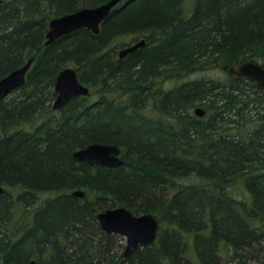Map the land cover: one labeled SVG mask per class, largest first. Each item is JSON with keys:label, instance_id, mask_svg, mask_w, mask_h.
<instances>
[{"label": "trees", "instance_id": "16d2710c", "mask_svg": "<svg viewBox=\"0 0 264 264\" xmlns=\"http://www.w3.org/2000/svg\"><path fill=\"white\" fill-rule=\"evenodd\" d=\"M106 1L0 0V78L32 59L0 98V264H264V90L228 72L264 67V0H130L44 44L52 18ZM125 36L146 44L119 58ZM66 66L89 94L53 110ZM92 142L123 164L75 161ZM116 206L159 222L128 259L95 220Z\"/></svg>", "mask_w": 264, "mask_h": 264}, {"label": "water", "instance_id": "95a60500", "mask_svg": "<svg viewBox=\"0 0 264 264\" xmlns=\"http://www.w3.org/2000/svg\"><path fill=\"white\" fill-rule=\"evenodd\" d=\"M128 2L130 0H107L97 6L81 8L52 18L45 33V45L53 43L59 37L78 28L84 27L97 34L101 22L107 18L113 7L118 3L123 5ZM144 44V39L132 43L122 48L118 56L122 58ZM31 62L32 59L29 58L23 65L0 78V98L24 83ZM228 72L236 77H243L264 90V67L259 62L243 61L230 66ZM54 92L55 98L52 107L58 109L72 97L88 95L89 88L80 82L77 71L73 67L66 66L58 72L55 78ZM193 113L201 117L205 114V108L197 106ZM73 157L76 161L89 165L117 167L123 164L119 148L103 143H91L79 148L73 152ZM3 190L4 188L0 185V194ZM72 193L75 197L86 198V193L82 189H77ZM95 217L102 231L125 237V244L121 253L124 259L134 256L140 247L152 245L156 240L159 223L151 213L134 214L124 206H116L96 212ZM25 264H36V261L32 259Z\"/></svg>", "mask_w": 264, "mask_h": 264}, {"label": "bare ground", "instance_id": "6f19581e", "mask_svg": "<svg viewBox=\"0 0 264 264\" xmlns=\"http://www.w3.org/2000/svg\"><path fill=\"white\" fill-rule=\"evenodd\" d=\"M123 1V0H122ZM125 4H123V5H120V3H118L115 7H113V9L111 10V12L113 11V10H115V9H120L121 7H123ZM110 12V13H111ZM108 17V16H107ZM104 21V20H103ZM47 31V30H46ZM46 33V32H45ZM45 36V35H44ZM141 39H144V38H139V39H137L136 41H130V42H128L126 45H124V46H122L121 48H119L118 49V51H117V55H118V53H119V51L122 49V48H124V47H126V46H128V45H130V44H132V43H135V42H137V41H139V40H141ZM145 40V39H144ZM45 41V40H44ZM45 44V43H44ZM145 44H146V41H145ZM144 44V45H145ZM143 45V46H144ZM142 47V46H141ZM139 48V47H138ZM130 53V52H129ZM128 54V53H127ZM119 57V56H118ZM124 57V56H123ZM122 57V58H123ZM120 58V57H119ZM62 107V106H61ZM60 107V108H61ZM60 108H58V109H54L53 107H52V109L53 110H59ZM92 143H102V142H92ZM91 144V143H90ZM103 144H108V145H115V146H117L116 144H114V143H103ZM89 145V144H88ZM87 146V145H86ZM85 147V146H84ZM118 147V146H117ZM81 148H83V147H81ZM77 149H79V148H77ZM76 149V150H77ZM74 152V151H73ZM72 157H73V153H72ZM73 159H74V157H73ZM75 160V159H74ZM76 161V160H75ZM79 162H81V161H79ZM89 165V164H88ZM100 166V165H99ZM77 189H80V188H75V189H72L71 191H70V195H72L73 197H75L74 195H73V191H75V190H77ZM81 190V189H80ZM78 198V197H77ZM79 199H85V198H79ZM108 208H111V207H108ZM105 209H107V208H105ZM105 209H103V210H105ZM100 211V210H99ZM98 212V211H97ZM96 215V214H95ZM95 220H96V222H97V225H98V227H99V222H98V220L96 219V217H95ZM159 223V222H158ZM99 229H100V227H99ZM101 230V229H100ZM102 231V230H101ZM104 232V231H103ZM106 233V232H105ZM116 234V233H115ZM117 235H119V234H117ZM123 248H124V245H123V247H122V250H123ZM122 250H121V253H122ZM123 258V257H122ZM30 260H32V259H30ZM29 260V261H30ZM35 260V259H34ZM36 261V260H35ZM28 262V261H27ZM26 262V263H27Z\"/></svg>", "mask_w": 264, "mask_h": 264}, {"label": "rangeland", "instance_id": "374dc122", "mask_svg": "<svg viewBox=\"0 0 264 264\" xmlns=\"http://www.w3.org/2000/svg\"><path fill=\"white\" fill-rule=\"evenodd\" d=\"M125 42V43H128V42H130L131 40H130V38L128 37V36H125V37H123V38H121L120 40H119V42ZM199 74H204V75H207V72L206 73H202V72H200ZM121 238H122V240H121V242L123 243V245L125 244V237L124 236H122V235H119ZM121 250H122V248H121ZM121 250H120V252H121Z\"/></svg>", "mask_w": 264, "mask_h": 264}]
</instances>
